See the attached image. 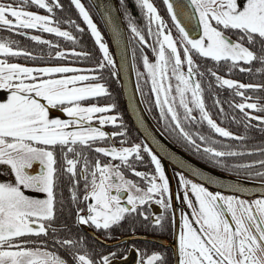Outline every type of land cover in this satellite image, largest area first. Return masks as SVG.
I'll return each instance as SVG.
<instances>
[{
  "label": "snow or ice",
  "instance_id": "6c2138e0",
  "mask_svg": "<svg viewBox=\"0 0 264 264\" xmlns=\"http://www.w3.org/2000/svg\"><path fill=\"white\" fill-rule=\"evenodd\" d=\"M72 3L99 46L96 63L73 61L90 54L37 34L78 44L77 35L61 25L84 28L58 16L65 10L62 0L19 5L0 0V90L7 92L0 99V164L6 166L0 168L5 177L0 178V264H123L133 250L134 264H164V252L129 243L139 238L135 228L132 236L117 239L124 247L112 243L113 228L130 216L162 227L171 210L175 221L161 159L146 141H131L120 113L104 114L114 103L85 102L109 92L102 79L106 64L113 75L127 70L129 45L136 89L147 87L164 126L217 168L237 175H213L169 153L204 181L178 173L184 206L179 228L174 227L177 264H264V138L256 139L257 132L264 137V97L254 95L264 92V83L232 75L234 69L264 75V0H165L168 19L153 0H136L143 24L121 0L127 29L105 5L102 14L120 53L119 65L89 9L82 0ZM17 37L46 50L29 48ZM20 57L40 62L22 63ZM53 58L71 62H43ZM218 65H224L223 74ZM220 90L231 91L227 101ZM109 123L119 131H106L103 125ZM204 125L207 132L201 130ZM143 152L153 170L138 167ZM241 175L251 182L241 181ZM175 196L179 200L180 192ZM153 202L163 211H151ZM66 205L71 223L60 220ZM81 226L104 233L93 239L108 247L90 245L86 234L73 231Z\"/></svg>",
  "mask_w": 264,
  "mask_h": 264
},
{
  "label": "flooded vegetation",
  "instance_id": "af4514ba",
  "mask_svg": "<svg viewBox=\"0 0 264 264\" xmlns=\"http://www.w3.org/2000/svg\"><path fill=\"white\" fill-rule=\"evenodd\" d=\"M153 2L157 5V7L159 8L160 12L162 15L165 16V19H168V14L166 12V5L164 3L163 0H153ZM130 3L132 5V7L134 8V12L136 14H140L141 15V9L139 7V5L136 3V0H130ZM169 23H171V21L169 20ZM127 29V27H126ZM131 47V45H130ZM151 55V53H150ZM137 57H139V52L137 51ZM27 63V62H26ZM224 91V90H220ZM102 94V93H101ZM88 99V98H87ZM97 99V98H96ZM95 99V100H96ZM88 103H94L93 101L88 102ZM212 111V113L217 112V109L215 107H211L210 109ZM52 114L55 115H61L62 118L66 117V114L63 115V113L58 110V109H52ZM147 113L149 114V116L151 117V119L154 121V123L159 127V129L164 133V135L176 146L178 147L183 153H185L186 155L190 156L191 158L195 159L196 161L206 165L207 167L225 173V174H229V175H236V173H231V172H227L224 170H221L219 168H217L214 164L210 163L207 159H205L200 153H197L194 149L190 148L189 146L186 145V143L183 141L182 138L178 137L176 135V133L174 132H170L165 126H164V121L160 118L159 116V109L157 107H151V108H147L146 109ZM108 112H110L111 114H113L114 112H111L108 110ZM214 118H216L214 116ZM97 121H93V123H96ZM225 126H230L233 130H240L242 131V129H237V125L234 122H227L225 121ZM104 129L106 131L109 132H117L118 130L114 129V126L111 125V123L103 125ZM204 132L208 131V128L206 125H204L201 129ZM141 138V137H140ZM142 139V138H141ZM256 139L259 140L260 139V134L257 132L256 133ZM116 143H119V140H116ZM231 143H236V141H231ZM34 167L38 168V164L34 165ZM152 170L154 169V164H151ZM0 168H6L5 165L0 164ZM172 171V179L173 182H171L170 187L172 189V193H173V204L176 208V216H175V221H173L172 218V212L171 210H169V212L166 214L165 219L163 221V225L161 226H153L151 224L150 220H145L143 218L140 217H128V219H126L123 224H121L118 227L113 228V240L112 243H115L116 247H124L123 244L117 243V239L119 237H124V236H132V229L135 228V233L138 236H147V237H155V238H159V239H164V243H159V242H155L153 240H149V239H144V238H138V239H134V240H130L129 243H136L138 246L147 248L149 250L155 249V250H160L162 252L165 253V261L164 264H177V260H178V253L175 251V249L177 248V241L175 238V234H174V227L176 229L179 228V219H180V209L181 207L184 206V202H183V189L180 186V178L178 176V173L181 172L179 170H177L176 168L172 167L171 168ZM185 176H187L186 174H184ZM237 176V175H236ZM189 179H192L191 177L187 176ZM240 177L242 178H246L243 175H241ZM247 179V178H246ZM194 180V179H193ZM170 182V181H169ZM198 182V181H197ZM213 191H216L213 188H210ZM179 191L180 192V199L177 200L176 199V192ZM190 195H193L191 192L189 193ZM65 198H68V195L65 196ZM251 198V197H249ZM66 207V211L65 214H63L60 217V220L63 222H67V223H71V218L68 217L67 215V205ZM151 211L153 212H161L163 211V209L156 204L155 202H153V204L151 205ZM88 229H90L91 231L95 232L99 237L100 236H104V233L102 232H97L94 228H90L89 226H81L80 229H73V231H82L84 234L87 235L88 241L90 245L95 244L98 247H104L107 248L108 245L107 244H99L98 242H94V235L91 234ZM111 250V249H108ZM136 258V253L135 251H131L129 253V256L127 257L126 260L123 261V264H134ZM118 261L123 259V253L120 254V256H118L116 258Z\"/></svg>",
  "mask_w": 264,
  "mask_h": 264
},
{
  "label": "trees",
  "instance_id": "16d2710c",
  "mask_svg": "<svg viewBox=\"0 0 264 264\" xmlns=\"http://www.w3.org/2000/svg\"><path fill=\"white\" fill-rule=\"evenodd\" d=\"M4 2L5 3L10 2V3H15V4L19 5L20 3H22V0H4ZM82 2L85 4V6L91 12L94 21L97 23L98 27L100 28L101 32L104 35V39L109 44L105 30L102 26V23L100 22L98 15L96 14L92 5L90 4V2L88 0H82ZM62 3L65 5V10H64V12L58 13V16L63 17L65 20H67L69 18L75 19L84 28V31L81 32V31L75 29L73 26H70L67 24L61 25L62 27H69V29L71 31H73L75 35H77V37L79 39L78 44H73L71 41L65 40L63 37H56L54 34H49L46 32H40L37 34L45 35L46 37L53 38V39H59L62 47L74 46V47H77L78 50H81V51H84V52H87L90 54L87 58L72 57L73 61H76V62H79L82 64H92V63L98 62L99 57L101 55L100 50H99V46H98V44H96L95 38L92 36L90 29L87 28L86 22L79 15L78 10L75 8L74 4L72 3V0H62ZM118 4L120 7V11H121L125 26L127 27V20L124 16V8L121 6V0H118ZM125 4L127 6V9L137 18V22L140 24H143L144 20L142 18V15L136 14L133 11L134 8L132 7L130 0H125ZM33 9L34 10H40V9H36V8H33ZM17 38L21 39L23 41V43H25L29 48L43 47L46 50V46L35 45L34 42H31L30 40H28L25 37H17ZM109 48H110V51H112L110 44H109ZM19 61L27 62V63L40 62V61H33L31 58H26V57H20ZM43 62L64 63V62H71V61H69L67 59H61V58H53L50 61H43ZM136 62H137V64H141L139 57H137ZM247 66L248 65H246V67ZM218 67L221 68V71L223 74L224 71L226 70L224 68V65H218ZM254 67H259V64L257 63L256 65H254ZM232 75H233V78L241 79L244 82L264 83V75H261L258 73L241 72L238 69H234ZM102 79H103V82L107 84V86L109 88V92L99 94L97 97H94V98H88V99H86L85 102L93 101L94 103H114L115 108L111 109L109 111L120 113V116H118L117 118L122 119L124 126L128 130V135H129V138L131 139V141L132 142H140L142 139L140 138L139 134L135 131V129L132 127V124H131V122H130V120H129L126 112H125V109H124V106L122 103V99H121V94H120L119 79H118L117 73H116V75L112 74L111 65L106 64L105 68L102 70ZM136 81H137V77H136ZM220 93H221L222 99H224L225 101H227V99L232 95L231 91H227V92L221 91ZM139 94H140L141 100H142L146 109L151 108V107H156V105L154 103V97L152 95L148 94V90H147L146 86H145L143 92L139 91ZM254 95L262 96V92H254ZM207 101H208L209 105H212V97L210 94L207 95ZM211 107H215V106L212 105ZM213 115L216 117V112H214ZM114 129L119 131V128L116 126H114ZM262 138H264V137L260 136V139H262ZM92 155L93 156L95 155L94 150L92 151ZM142 155L144 156V161L140 162L138 164V167L141 169H144V170H152L151 164H154V163L151 162L150 155L147 154L146 152H143ZM60 163L62 164V160L60 161ZM233 176H236V175H233ZM133 178H135V177H133ZM66 195H68V197L70 195V193L67 191V188H65L64 197Z\"/></svg>",
  "mask_w": 264,
  "mask_h": 264
},
{
  "label": "water",
  "instance_id": "95a60500",
  "mask_svg": "<svg viewBox=\"0 0 264 264\" xmlns=\"http://www.w3.org/2000/svg\"><path fill=\"white\" fill-rule=\"evenodd\" d=\"M90 4L92 5L93 9L95 10L96 14L98 15V18L100 22L102 23V26L105 30L107 39L109 41L112 53L117 61V65H119L120 61V53L117 50V45L113 39L112 33L103 18V11L105 5H110L112 8V14L116 16L120 23L125 27V23L120 11V7L117 0H88ZM165 3V0H163ZM166 5V4H165ZM117 76L119 79V85H120V94L122 103L125 109V112L135 129V131L139 134V136L146 141L149 146L153 149L154 152L157 153V155L161 159V163L164 166L165 173L169 177L170 184L173 182L172 179V171L171 168L174 167L179 171L184 172L187 176L191 177L192 179L198 181V182H204L200 178L193 175L191 171H189L187 168L182 167L181 164L177 163L175 159H173L169 153H175L176 156H178L182 161L188 162L191 166L194 168H200L210 174L213 175H223L226 179H236L237 176L225 174L216 170H213L206 165L196 161L195 159L191 158L190 156L183 153L178 147H176L163 133L162 131L157 127V125L152 121L150 116L148 115L145 106L141 100L139 90L136 89V76L135 71L132 69L131 66V47L129 45V60H128V68L127 70L120 68L117 71ZM262 97H264V92H262ZM145 129H148L152 132V134L155 136L156 140L160 142V144L164 145V147L168 150L167 152L161 149L155 142H153L152 137L146 135ZM239 179L245 183H249V181L246 178ZM206 186L213 188L215 190H218L216 186L214 185H207ZM88 231L93 234L96 237H99L95 232L88 229ZM130 237V236H129ZM139 238L149 239L153 240L155 242L164 243V239L159 238H153V237H147V236H138ZM166 243V242H165ZM164 243V244H165Z\"/></svg>",
  "mask_w": 264,
  "mask_h": 264
},
{
  "label": "rangeland",
  "instance_id": "374dc122",
  "mask_svg": "<svg viewBox=\"0 0 264 264\" xmlns=\"http://www.w3.org/2000/svg\"><path fill=\"white\" fill-rule=\"evenodd\" d=\"M6 3H10V2H6ZM34 10V9H33ZM19 62H21V61H19ZM22 63H26V62H22ZM6 95H7V92H6V90H0V99H4V98H6ZM105 115H111V113L110 112H106V113H104ZM63 115H64V113H63ZM97 115H99V114H97ZM66 117H67V114H66ZM65 117V118H66ZM96 123H98V122H96ZM0 178H5V177H3V176H0Z\"/></svg>",
  "mask_w": 264,
  "mask_h": 264
}]
</instances>
